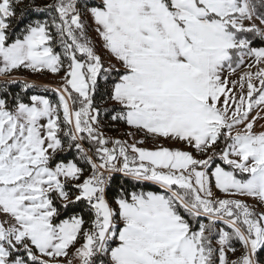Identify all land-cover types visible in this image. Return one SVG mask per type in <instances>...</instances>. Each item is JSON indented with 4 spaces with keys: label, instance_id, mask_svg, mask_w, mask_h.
Returning <instances> with one entry per match:
<instances>
[{
    "label": "snow or ice",
    "instance_id": "snow-or-ice-1",
    "mask_svg": "<svg viewBox=\"0 0 264 264\" xmlns=\"http://www.w3.org/2000/svg\"><path fill=\"white\" fill-rule=\"evenodd\" d=\"M0 264H264V0H0Z\"/></svg>",
    "mask_w": 264,
    "mask_h": 264
},
{
    "label": "rangeland",
    "instance_id": "rangeland-1",
    "mask_svg": "<svg viewBox=\"0 0 264 264\" xmlns=\"http://www.w3.org/2000/svg\"><path fill=\"white\" fill-rule=\"evenodd\" d=\"M30 82H34L39 85H44V84H49V85H54L56 83V78L52 77L51 75H44V76H30L29 77ZM259 127V125H257ZM105 130L113 131V129L106 128ZM120 133L126 131L123 127L119 128L118 130ZM125 138V137H123ZM150 146V145H146ZM251 202V201H249Z\"/></svg>",
    "mask_w": 264,
    "mask_h": 264
},
{
    "label": "trees",
    "instance_id": "trees-1",
    "mask_svg": "<svg viewBox=\"0 0 264 264\" xmlns=\"http://www.w3.org/2000/svg\"><path fill=\"white\" fill-rule=\"evenodd\" d=\"M39 86V84H37ZM41 94H45L43 93L42 89H41ZM46 95H48L50 98H52V93H47ZM119 128L113 130V131H109V130H105L106 133L110 136H113V137H117V136H120L121 138H123V136L121 135V133L118 131Z\"/></svg>",
    "mask_w": 264,
    "mask_h": 264
}]
</instances>
